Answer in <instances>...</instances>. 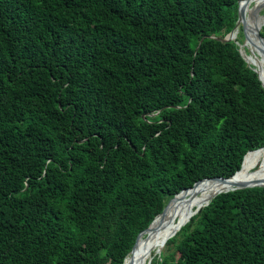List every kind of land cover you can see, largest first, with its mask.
<instances>
[{
	"label": "trees",
	"instance_id": "1",
	"mask_svg": "<svg viewBox=\"0 0 264 264\" xmlns=\"http://www.w3.org/2000/svg\"><path fill=\"white\" fill-rule=\"evenodd\" d=\"M238 4L0 0V264H124L173 196L264 154ZM202 204L153 263L264 264V186Z\"/></svg>",
	"mask_w": 264,
	"mask_h": 264
},
{
	"label": "bare ground",
	"instance_id": "2",
	"mask_svg": "<svg viewBox=\"0 0 264 264\" xmlns=\"http://www.w3.org/2000/svg\"><path fill=\"white\" fill-rule=\"evenodd\" d=\"M252 1L253 0H244V7H243L244 11H246L248 4H251ZM263 24H264V15H261L259 17H253L252 26L250 31L248 32L250 38L248 43H250L251 45L252 44L256 45L259 49H262V43L260 39L255 35L254 30L255 28ZM246 25H247V29L249 30V26L247 23ZM237 35H238V28L234 32L235 39ZM245 44L246 43L244 44L241 43L242 49L243 48L245 49ZM250 56L253 61L247 58L248 61L251 64H253V66H255V64L257 65L258 72L261 74L263 81V76H262L264 75L263 55L262 54L259 56L255 55L251 50ZM253 156H251L245 164L243 162L241 168L232 177L231 182H237V183L240 182L247 184L264 183V165L263 167L261 166L260 168L253 169L260 162H264V154L260 156V159H255L253 161H250ZM250 164H254V167L252 168L253 170L251 169L252 171L251 170L247 171L246 169ZM246 165L247 167L243 169ZM230 185H232L230 184V182L219 179H205L198 182L195 186H192L188 189H184L183 191L179 192L173 198L171 204L165 208L164 212L161 215V218L156 221L154 228L143 238H141L139 244L134 248L135 251L124 264H151L155 253L161 252L162 249L164 248L163 242L167 240L168 236L171 237L178 229H180L177 227L181 226L182 224L184 225L187 222L193 207L199 205L201 202H203L206 199L208 200L204 204L208 203V201L215 194L221 192L222 190L228 189ZM184 220L185 222L183 223ZM173 229L175 230L171 232Z\"/></svg>",
	"mask_w": 264,
	"mask_h": 264
},
{
	"label": "rangeland",
	"instance_id": "3",
	"mask_svg": "<svg viewBox=\"0 0 264 264\" xmlns=\"http://www.w3.org/2000/svg\"><path fill=\"white\" fill-rule=\"evenodd\" d=\"M243 7H244V0L242 1V9H243ZM261 15H264V0H253L252 2H251V4H248V7H247V9H246V11H245V22L248 24V26H249V30L248 29H246L247 30V33L250 31V29H251V26H252V21H253V17H259V16H261ZM264 25V24H263ZM245 34V30H244V28H243V26L242 25H240L239 27H238V35H237V37H236V39L235 40H237V38H240V40L242 41L241 43L242 44H244V43H246L245 44V49L243 48V53L245 54V56L248 58V59H251V56H250V54H251V50H252V52L255 54V55H261V49H259L256 45H254V44H250V43H248L249 42V40H250V38H249V33L248 34ZM251 49V50H250ZM247 54V55H246ZM252 60V59H251ZM253 61V60H252ZM251 64V63H250ZM251 65H253V64H251ZM257 70H258V68H257V65L255 64V66H254ZM255 159H260V157H256V158H252L250 161H253V160H255ZM249 161V162H250ZM248 165V164H247ZM247 165L243 168V169H245L246 167H247ZM263 165H264V162H260L259 164H257L255 167H254V164H250L248 167H247V171H250L253 167V169H257V168H260L261 166L263 167ZM242 169V170H243ZM252 169V170H253ZM241 170V171H242ZM251 170V171H252ZM172 200L173 199H171L168 203H167V205H166V207H168L170 204H171V202H172ZM203 202H201L199 205H197V206H194L193 207V209H192V211H193V213H195V212H197V210H198V206H200L201 204H202ZM165 207V208H166ZM187 213V212H186ZM192 213V212H191ZM190 213V214H191ZM162 215V214H161ZM161 218V216L159 217V218H157L156 219V221L158 220V219H160ZM187 220V219H186ZM185 222V220L183 221V223ZM156 223V222H155ZM183 225V224H182ZM163 245H164V248L162 249V251L161 252H159V253H155V255H154V258H153V260L156 258V257H158L159 255H161V254H163L164 252H169L170 250H169V248H168V245L166 244L165 245V243L163 242ZM153 260H152V262H151V264H155V263H153Z\"/></svg>",
	"mask_w": 264,
	"mask_h": 264
},
{
	"label": "water",
	"instance_id": "4",
	"mask_svg": "<svg viewBox=\"0 0 264 264\" xmlns=\"http://www.w3.org/2000/svg\"><path fill=\"white\" fill-rule=\"evenodd\" d=\"M238 12H239V17H238V20H237V22H236V25H235V27L228 33V34H226L222 39L223 40H231V39H235L234 38V32H235V30L240 26V25H242L243 26V28H244V30H245V34H246V29H247V25H246V22H245V11L242 9V0H239V4H238ZM262 26L263 25H261V26H259V27H257V28H255V30H254V33H255V35L260 39V41H261V43H262V49H261V54L263 55V57H264V36H263V34H262V32H261V29H262ZM205 37V36H204ZM203 37V38H204ZM203 38L201 39V41L203 40ZM200 41V42H201ZM240 51H241V54L244 56V58L247 60V62L250 64V62L248 61V59H247V57L245 56V54L243 53V49H242V46L240 45ZM257 72H258V70L255 68V67H253ZM258 74H259V72H258ZM259 78L261 79V77H260V75H259ZM261 81H262V79H261ZM262 83H263V81H262ZM263 86H264V83H263ZM145 116V115H144ZM249 152V151H248ZM237 172V171H236ZM235 172V173H236ZM234 173V174H235ZM234 174L233 175H231V176H229V177H224V176H215V177H212V178H203V179H201V180H198V181H196L195 183H194V185L193 186H195L198 182H200V181H202V180H205V179H219V180H223V181H227V182H230V184H232V185H230V187L228 188V189H225V190H222L221 192H224V191H228V190H234V189H237V188H245V187H253V186H264V183H257V184H247V183H240V182H231L232 180V177L234 176ZM192 187V186H191ZM188 188H190V187H187V188H185V189H188ZM184 190V189H183ZM183 190H181V191H183ZM180 191V192H181ZM220 193V192H219ZM218 194V193H217ZM217 194H215V195H217ZM177 195V194H176ZM175 195V196H176ZM214 195V196H215ZM175 196H173L172 198H174ZM213 196V197H214ZM212 197V198H213ZM171 198V199H172ZM211 198V199H212ZM170 199V200H171ZM210 199V200H211ZM169 200V201H170ZM209 200V201H210ZM209 201H208V203H209ZM207 203V204H208ZM206 204V205H207ZM166 207V206H165ZM165 207H164V209H163V211L161 212V213H163L164 212V210H165ZM161 213H159V214H161ZM158 214V215H159ZM157 215V216H158ZM156 216V217H157ZM155 217V218H156ZM154 221V220H153ZM152 221V222H153ZM152 224V223H151ZM150 224V225H151ZM150 225L147 227V228H145L144 230H142L139 234H138V236H137V238H136V241H137V239L140 237V235L145 231V230H147L149 227H150ZM136 241H135V243H136ZM135 245V244H134ZM134 247V246H133ZM133 249V248H132ZM132 251V250H131ZM130 251V252H131Z\"/></svg>",
	"mask_w": 264,
	"mask_h": 264
}]
</instances>
